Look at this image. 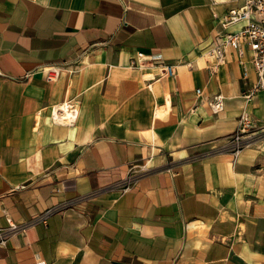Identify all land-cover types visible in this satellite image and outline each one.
<instances>
[{"label":"crops","instance_id":"obj_1","mask_svg":"<svg viewBox=\"0 0 264 264\" xmlns=\"http://www.w3.org/2000/svg\"><path fill=\"white\" fill-rule=\"evenodd\" d=\"M243 1L0 0V229L18 227L0 264H264V90L242 97L248 50L246 82L232 50L205 56ZM70 99L74 123H54ZM243 109L254 128L232 161Z\"/></svg>","mask_w":264,"mask_h":264},{"label":"built area","instance_id":"obj_2","mask_svg":"<svg viewBox=\"0 0 264 264\" xmlns=\"http://www.w3.org/2000/svg\"><path fill=\"white\" fill-rule=\"evenodd\" d=\"M213 17L217 18V15H213ZM242 22L245 25L240 30L235 32L227 30L228 27ZM220 24L223 32L213 37L211 46L205 52V56L210 59L213 67H216L225 62L226 52L232 50L236 55L237 63L241 67L242 80L246 82L248 80V69L244 56L246 50L249 51L248 62L253 69L255 80L246 85L242 97L246 102H250L257 93L264 90V0H244L241 7L227 10ZM133 63L136 65L149 63L151 66L158 68L164 77H172L174 75V67L167 65L159 53L144 54L137 52ZM59 72L60 66L47 67L44 70L45 79L47 81H54L59 76ZM196 94H200L199 89L196 90ZM208 107L213 114L220 113L223 110L222 96H213L208 102ZM77 112V103L70 99L57 106L52 120L57 124L71 125L77 117ZM253 128V122L249 113L243 109L238 117L235 131L229 136L228 142L223 148L232 156V161L249 145V137L252 134ZM145 171L144 166L141 165L136 174L127 175L119 184L120 188L124 191L127 190ZM48 213L49 211L38 219L44 221ZM17 228V226L9 223L7 229H0V245Z\"/></svg>","mask_w":264,"mask_h":264},{"label":"bare ground","instance_id":"obj_3","mask_svg":"<svg viewBox=\"0 0 264 264\" xmlns=\"http://www.w3.org/2000/svg\"><path fill=\"white\" fill-rule=\"evenodd\" d=\"M168 108V107H167ZM159 111L158 110H156V113H158ZM171 123V122H170Z\"/></svg>","mask_w":264,"mask_h":264}]
</instances>
